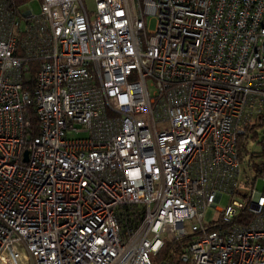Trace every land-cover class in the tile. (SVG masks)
<instances>
[{"label":"built area","instance_id":"obj_1","mask_svg":"<svg viewBox=\"0 0 264 264\" xmlns=\"http://www.w3.org/2000/svg\"><path fill=\"white\" fill-rule=\"evenodd\" d=\"M21 5L0 0V264H264V193L236 199L264 0Z\"/></svg>","mask_w":264,"mask_h":264},{"label":"trees","instance_id":"obj_2","mask_svg":"<svg viewBox=\"0 0 264 264\" xmlns=\"http://www.w3.org/2000/svg\"><path fill=\"white\" fill-rule=\"evenodd\" d=\"M23 3H25V0H11V4L14 6ZM30 120L32 135L34 136L37 133L38 121L34 115H31ZM257 129H260L261 135V138L258 141L260 144V150L258 152H253L248 148V143L251 139L257 137ZM236 151L240 164L241 162H244L249 170V175L245 176L244 184L252 187L257 178L264 180V116L245 126L243 133L239 134L236 138ZM121 214L122 226L130 227L135 225L139 220L141 209L138 206L131 205L129 207H124ZM239 215L250 216L245 210H242ZM186 241V237H181L172 241H165L155 260L163 261L171 259V257L175 256L181 247L186 244Z\"/></svg>","mask_w":264,"mask_h":264},{"label":"rangeland","instance_id":"obj_3","mask_svg":"<svg viewBox=\"0 0 264 264\" xmlns=\"http://www.w3.org/2000/svg\"><path fill=\"white\" fill-rule=\"evenodd\" d=\"M21 9H22V11L29 9L33 13H38L40 11V0H25V3L23 5H21ZM144 20H145V24L147 25V29L153 28L154 19L152 17L145 16ZM257 131H258L257 137L254 139H251L248 143V148L253 152H258L260 150V144L258 143V141L261 138L260 129H257ZM246 175H249V170L247 169V166L245 165V163L241 162L239 184L237 186V192L239 195L236 196V199L241 200L242 195H249L254 190L262 191L264 193V180L257 178V180H255L253 186L249 187V186H246L244 184V180H245ZM228 198H229L228 194H226V193L223 194L219 203L216 205L219 207H224L228 203ZM217 215H218V211L214 207H212V206L207 207L205 210V213H204V221L210 222V221L216 219ZM22 264H32V262H31V260L27 259V257H25Z\"/></svg>","mask_w":264,"mask_h":264},{"label":"water","instance_id":"obj_4","mask_svg":"<svg viewBox=\"0 0 264 264\" xmlns=\"http://www.w3.org/2000/svg\"><path fill=\"white\" fill-rule=\"evenodd\" d=\"M27 153H24V159H26Z\"/></svg>","mask_w":264,"mask_h":264}]
</instances>
